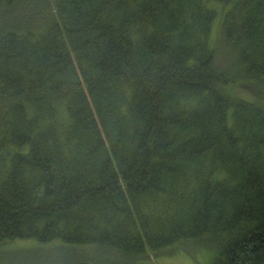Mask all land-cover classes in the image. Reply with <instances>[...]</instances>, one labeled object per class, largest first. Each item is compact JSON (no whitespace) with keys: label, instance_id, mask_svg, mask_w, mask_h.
Segmentation results:
<instances>
[{"label":"trees","instance_id":"16d2710c","mask_svg":"<svg viewBox=\"0 0 264 264\" xmlns=\"http://www.w3.org/2000/svg\"><path fill=\"white\" fill-rule=\"evenodd\" d=\"M16 238L63 264L184 242L264 264V0H0V248Z\"/></svg>","mask_w":264,"mask_h":264},{"label":"rangeland","instance_id":"374dc122","mask_svg":"<svg viewBox=\"0 0 264 264\" xmlns=\"http://www.w3.org/2000/svg\"><path fill=\"white\" fill-rule=\"evenodd\" d=\"M178 248L181 251L176 252ZM170 251L173 254H169ZM170 251L157 258L153 253L149 258L154 264H211L214 258L213 250L209 259L207 254L197 250L195 242L178 244ZM73 253V249L58 240L43 243L36 238H16L1 245L0 264H63Z\"/></svg>","mask_w":264,"mask_h":264}]
</instances>
